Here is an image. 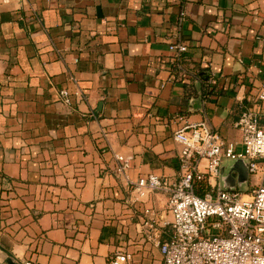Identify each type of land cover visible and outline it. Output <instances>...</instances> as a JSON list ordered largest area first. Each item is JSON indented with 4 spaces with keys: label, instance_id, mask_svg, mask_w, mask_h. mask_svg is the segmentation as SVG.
Returning <instances> with one entry per match:
<instances>
[{
    "label": "crops",
    "instance_id": "obj_1",
    "mask_svg": "<svg viewBox=\"0 0 264 264\" xmlns=\"http://www.w3.org/2000/svg\"><path fill=\"white\" fill-rule=\"evenodd\" d=\"M263 72L264 0H0V264H161L139 223L153 210L166 240L167 195L133 203L114 155L131 180L176 181L173 133L202 121L240 150ZM258 183L220 173L207 189Z\"/></svg>",
    "mask_w": 264,
    "mask_h": 264
},
{
    "label": "built area",
    "instance_id": "obj_2",
    "mask_svg": "<svg viewBox=\"0 0 264 264\" xmlns=\"http://www.w3.org/2000/svg\"><path fill=\"white\" fill-rule=\"evenodd\" d=\"M174 63L187 50L182 42L169 45ZM59 100L72 103L67 89L57 91ZM255 102L264 104V72L254 95ZM261 113L246 109L234 126L240 133V150L227 144L205 122L186 125L173 133L181 145L179 178L176 181L155 174L131 180L126 175L129 160L114 155L115 172L130 189L131 201L142 202L149 194L165 193V210L170 215L166 240L160 239L155 213L144 208L140 219L142 233L158 249L161 264H264V118ZM242 160L247 172L259 177V183L248 195L236 190L211 188L220 175L223 160ZM202 166V168L200 167ZM204 186H201L203 185ZM202 183L201 185H199ZM201 187V193L195 192ZM127 253L116 254L110 264H124ZM21 264H38L25 261Z\"/></svg>",
    "mask_w": 264,
    "mask_h": 264
},
{
    "label": "water",
    "instance_id": "obj_3",
    "mask_svg": "<svg viewBox=\"0 0 264 264\" xmlns=\"http://www.w3.org/2000/svg\"><path fill=\"white\" fill-rule=\"evenodd\" d=\"M240 162L242 163L243 169H241V166L238 165V160L233 161V163H231V165L229 166V172L227 174L223 173V170H221V175H222V179L224 180V182L227 183V181H234L235 178L240 179L241 177L246 179L247 176V167L245 162H243L242 160H240ZM236 175H234V174ZM231 185V184H229ZM229 185L227 187V190H233L231 188H229ZM13 262H11L12 264Z\"/></svg>",
    "mask_w": 264,
    "mask_h": 264
},
{
    "label": "rangeland",
    "instance_id": "obj_4",
    "mask_svg": "<svg viewBox=\"0 0 264 264\" xmlns=\"http://www.w3.org/2000/svg\"><path fill=\"white\" fill-rule=\"evenodd\" d=\"M238 165L241 166V169H243V166L240 160H238ZM245 190H246L245 187H243L240 191L244 192Z\"/></svg>",
    "mask_w": 264,
    "mask_h": 264
},
{
    "label": "trees",
    "instance_id": "obj_5",
    "mask_svg": "<svg viewBox=\"0 0 264 264\" xmlns=\"http://www.w3.org/2000/svg\"><path fill=\"white\" fill-rule=\"evenodd\" d=\"M205 78H206V76H205ZM206 87V86H205ZM202 183H200L199 185H201Z\"/></svg>",
    "mask_w": 264,
    "mask_h": 264
}]
</instances>
